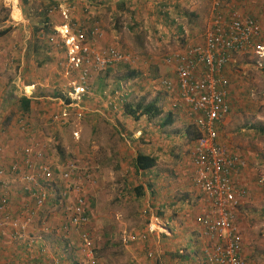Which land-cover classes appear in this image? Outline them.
I'll return each mask as SVG.
<instances>
[{
    "label": "crops",
    "instance_id": "obj_1",
    "mask_svg": "<svg viewBox=\"0 0 264 264\" xmlns=\"http://www.w3.org/2000/svg\"><path fill=\"white\" fill-rule=\"evenodd\" d=\"M8 2V19L0 23V29L10 27L0 35V161L7 168L6 173L0 175V181L4 183L0 182V192L8 196L6 213L22 219L24 209L31 207L35 210V201L30 197L28 187L46 185L40 177L34 178V182L26 179L28 175L35 177L41 176V173L39 161L31 159L32 165L23 163L24 149L33 141L42 144L46 161L51 159L50 147L55 145L54 155L57 158L54 157L56 163L51 167L58 174V165L82 156L73 151L67 152L70 146L76 149L81 145L79 132L73 128L70 118H74L77 126L83 128L86 123L85 120L80 121L82 117L96 112L95 115L102 119H94L90 127L94 134L92 158L96 160L93 168L97 185L93 186V195L97 197V205L109 204H105V196H101L108 187L104 175L115 171L128 175L133 184L124 185L121 192L132 191L129 198L141 200V205L137 201L132 204L130 224L131 219L142 216L147 221L146 226L153 231L145 239L140 233V241L133 237V233L139 232L126 228L120 234L110 233V238L102 232L109 241L107 244L103 241L101 245L97 242L95 246L90 227L93 228L98 220V213L88 206V224L78 227L69 224L60 198L64 183L57 177L54 185L47 183L45 200L21 240L12 237L13 227L9 220L4 219L0 209V264H55L56 261L58 264H89L79 247L82 243L81 232L87 233L93 241L98 256L93 259L95 264H209L206 250L211 241L196 220L208 210V206L201 190L192 182L193 130L189 126L190 112L175 93H167L155 83L157 77L153 70L159 64L161 71H169L171 74L168 75L174 76L173 69L164 61L165 57L188 44L202 41L212 17L211 0ZM221 2L227 14L234 9L243 13L242 10L252 4V14L258 11L259 16L264 6V0ZM51 6L54 10L50 9ZM59 7H70L68 19L62 16ZM13 9L19 17H13ZM68 21L83 30L89 44L95 47L112 45L120 50L141 49L142 57L148 64L147 70L131 69L130 72L116 74L110 68L93 74L90 82L93 93L84 94L78 99L73 93L70 79H64L58 70L59 62L64 57V47L48 41L52 31ZM262 39L264 42V35ZM142 76L145 78L140 85L138 78ZM122 87L125 90L116 101V111L112 112V107L106 104V97L101 100L105 93ZM96 89L101 93L94 91ZM139 94L143 96L144 104L156 103L160 109L157 116L140 115L135 120L124 112V104L132 103L134 96ZM21 97L29 99L27 111L21 107ZM231 110L232 115L236 114L234 106ZM62 112L68 113L66 122L54 120L52 115ZM166 118L168 121L163 124ZM24 123L29 125L25 130L21 127ZM65 125H69L67 129L63 128ZM46 129L51 132H45ZM220 137L219 141L224 144ZM183 141L189 145L180 146ZM138 153L153 157L154 165L145 170L136 169L133 162ZM240 155L245 158L247 166L240 170L234 181L245 187L248 194L237 210L234 224L241 235L242 256L246 264H263L264 253L259 247L255 245L249 251L247 246L251 240L258 239L260 222L264 224V181L260 183L264 180V173L258 171L260 167L257 164L261 159H257V154ZM167 176L175 177L178 184H167L165 179L170 181L172 178ZM137 187H141L138 189L141 196L137 193ZM71 199L69 194L65 201L70 203ZM122 217L115 216L116 221L112 223H120ZM105 222H108L106 218ZM150 250L153 251L151 255Z\"/></svg>",
    "mask_w": 264,
    "mask_h": 264
},
{
    "label": "built area",
    "instance_id": "obj_2",
    "mask_svg": "<svg viewBox=\"0 0 264 264\" xmlns=\"http://www.w3.org/2000/svg\"><path fill=\"white\" fill-rule=\"evenodd\" d=\"M211 3L212 17L203 33L202 41L188 44L182 50L167 54L164 61L172 66L174 76H162L157 82L165 92L175 93L177 99L183 102L190 112L189 126L193 130L192 182L201 190L208 206V210L196 219L211 241L206 250L207 262L246 264L242 256L241 235L234 222L237 210L248 191L235 182L234 177L247 166V162L239 153L219 141L218 128L229 116L232 108L228 99L230 84L226 68L237 53L253 51L260 60L263 58L264 47L256 43L261 34V27L256 18L235 9L230 10L228 14L225 13L221 0H211ZM60 11L62 16L68 19L69 8H61ZM48 40L53 45L64 47L65 56L59 63L60 71L65 78L70 79L73 93L78 99L89 91L93 73L104 71L119 63L131 65L135 62L130 53L112 45L101 47L90 45L85 32L70 22L56 29L48 36ZM121 94V89H117L106 96V104L112 107V112L116 111V100ZM67 115L66 112L54 113L52 117L63 123L66 122ZM21 127L25 130L29 125L24 123ZM24 155L23 163H31V159L39 161L38 169L41 173V176L35 177L28 175L26 179L34 182V178L40 177L46 185L47 183L54 185L59 177L64 183L60 198L64 203L68 223L75 227L88 224L90 217L86 185L96 180L93 168L73 160L64 163L57 174L52 169V164L44 161L46 154L34 144L24 149ZM6 171L7 168L0 161V175ZM46 185L39 188L31 186L33 189L28 187L30 197L35 201V210L31 207L24 209L22 219L13 218L6 213L8 196L0 192L1 214L5 220L10 221L14 239L21 240L27 228L36 219L37 209L46 197ZM69 194L73 199L67 203L65 199ZM143 229L141 237L145 239L153 229L150 226ZM80 237L82 243L79 247L90 259L89 264H95L92 258V240L85 232H81Z\"/></svg>",
    "mask_w": 264,
    "mask_h": 264
},
{
    "label": "rangeland",
    "instance_id": "obj_3",
    "mask_svg": "<svg viewBox=\"0 0 264 264\" xmlns=\"http://www.w3.org/2000/svg\"><path fill=\"white\" fill-rule=\"evenodd\" d=\"M8 1L9 0H0V23L8 19L9 12H10V4ZM40 2L41 0H39V3ZM251 6L252 4H250L248 7H246L242 11H244L243 14L253 16L259 22L260 27H261V34H260V37L257 39L256 43L264 47V42L262 39V35H264L263 34L264 33V6L259 16H257L258 11H254L256 15L252 14ZM106 8H107V5H106ZM14 9H13V15L16 16L14 13L15 12ZM40 19H42V17L39 18L38 20ZM34 25L35 24H33L32 26ZM122 51L130 53L135 59V62L131 65L119 63L114 68H112L111 72L116 73V74H120V73L122 74V73H127V72L132 71L131 69H137L138 71L147 70L146 67H148V64L146 62L145 57H142L143 52L141 51V49L125 50L122 48ZM152 65H150V67ZM58 67H59L58 70H59L60 76L64 78V76L62 75L60 71V64L58 65ZM155 67L157 69L154 68L153 73L154 75H156L157 79L162 76H167V77L173 76V75H168V74H171V72L169 71L167 73L164 72L163 70L161 71L159 64L155 65ZM169 67L173 69L172 66H169ZM226 74L228 76L229 84H230L229 92H228V99L231 103V107L233 108L234 106L236 108V114L232 115L230 113L229 116L224 121V123L219 126L218 131H219V135L221 136L220 138L222 142L224 143V145H226L229 149H231L232 151L236 153L240 152L242 154H247V153L257 154L258 155L257 159L258 160L261 159V161L257 164V166L260 167V170L258 171L260 173H264V54H263V58H261L260 60L256 57L253 51H247V52L235 54L232 60L230 61V64L226 68ZM144 78L145 76L138 78V81H139L138 83L140 85H141V82H143ZM155 83H157V85L159 86L157 80ZM124 90L125 88L122 87L121 92H123ZM94 91H98V90L96 89ZM98 92L101 93L100 91ZM112 92L113 90L105 94L110 95L112 94ZM140 92L141 91H139L138 93ZM105 97L106 96L104 95L101 101H103ZM141 97L143 96H141L140 94L135 95L134 100H131V102L133 104L138 103V102L142 103L143 100L141 99ZM116 101H118V99ZM144 103L145 102H143L142 104ZM95 114L93 112V113H90V115L86 114L84 117H82L80 121L83 122V120H85L84 122L86 123L85 124L86 126H84L83 128L80 127V125L77 126V123L74 121V118L72 117L70 118L71 124L74 126L73 128L76 129L75 131L79 132V136H80L79 142L81 145L77 147L78 149L77 148L72 149L73 147L68 145V147L69 146L70 147L67 152L71 153V151H73V153L81 154L82 156H80V158H78L76 161H78L79 164L87 165L89 167L93 166L94 161L96 162V160L92 158V149H93L92 146H93V138H94L93 135L94 134L92 133V127H90V125L94 119H98V121H100L99 118L102 119L101 117L96 116ZM68 126L69 125H65L63 126V128L67 129ZM45 132L50 133L51 130L46 129ZM116 138L118 140L117 134H116ZM118 142L122 145L120 141ZM33 144L36 148L42 151L44 150L41 147L42 144H37L35 141H33ZM181 145H184L185 147H187L189 144L188 143L186 144V142L183 141L182 144H180V146ZM191 149H192V144H191ZM50 151H51L50 155L53 158L50 156L51 159H47V161L53 164L54 163L53 159L55 157L54 152H56L55 145L50 147ZM65 156H68V155L65 154ZM62 160L63 158L60 161H58L56 165H58V163H60ZM63 165L64 164L58 165V166H60V169H62ZM171 177L172 176H167L166 178H171ZM104 178L106 180L108 187H106V190L102 193L101 196H105L104 198L105 204L107 202L109 203L108 205L104 206V204H102V206L98 207L97 197L93 195V186L95 187L97 185L96 182H92V183L90 182L88 185H86L87 191H88L87 193L88 200H89V204H88V200H87V204L89 205V208L91 211L94 209L96 210V213H98L97 214L98 220L96 219V223L93 225V228L92 226L90 227L92 235H94L93 238L95 239L94 241V243H96L95 246H97V242L100 245L103 241H105V243L108 242L109 240L106 238V236L110 238V233L111 235L112 233L120 234L122 233L121 232L122 230H125V228L128 230H134L135 233L139 232V234L133 233V237L137 239L140 238V233L141 231L144 230L143 228L146 227L147 221L144 220L142 216L141 217L136 216L134 219H131L132 223L130 224V215L133 214L131 212L133 202L137 201V204L141 205V200L139 199L131 200L129 197L132 191H123V193L121 192V189L124 185H131L133 184V181L129 180L128 175H121L117 171L104 175ZM263 181L264 180L260 181V183ZM165 182L167 184H170V183L178 184V182L175 181V177H172L170 181L165 179ZM119 202L121 203L120 207H119ZM139 212L140 210L138 211V214ZM117 215L118 216L123 215L122 217L123 219L120 223L116 222V224H113L112 222L116 221L114 217ZM104 218H106L108 222L104 223ZM261 223L262 222H260V225H261V228L259 231L260 236L258 237V239L251 240V242L247 246L249 251L251 250L252 247L257 245L259 249L264 253V224H261ZM102 232L103 233L105 232L106 236ZM113 238H114L113 242H115V236H113ZM180 243H182L181 240H180ZM149 252L153 253L152 250H150ZM93 255H95L94 252L92 253V256ZM96 257L97 256L95 255V258ZM119 258H122V257H119Z\"/></svg>",
    "mask_w": 264,
    "mask_h": 264
},
{
    "label": "trees",
    "instance_id": "obj_4",
    "mask_svg": "<svg viewBox=\"0 0 264 264\" xmlns=\"http://www.w3.org/2000/svg\"><path fill=\"white\" fill-rule=\"evenodd\" d=\"M9 28L10 27H6V28H3V29H0V35L5 34L9 30ZM68 100L69 99H67V101ZM20 103H21V107L23 108L24 111H27L29 109V99H27L25 97H21ZM124 112L126 114L131 115L136 120V119L139 118L140 115H147V116H150V117L151 116H157L160 113V109L158 107H156V103L154 101L149 102V103H147L145 105L142 104V103H137V104L126 103V104H124ZM167 121L168 120L166 118L164 120L163 124H166ZM133 163H134L136 169L145 170V169L151 168L154 165V159H153V157H151L149 155L138 153L136 155ZM140 188L141 187H137V190L140 189ZM137 193L139 194V196H141L140 190H138ZM93 249H92V251L96 255V251H95V249L94 250ZM95 255H93V259H96ZM88 260H90V259H88Z\"/></svg>",
    "mask_w": 264,
    "mask_h": 264
},
{
    "label": "clouds",
    "instance_id": "obj_5",
    "mask_svg": "<svg viewBox=\"0 0 264 264\" xmlns=\"http://www.w3.org/2000/svg\"><path fill=\"white\" fill-rule=\"evenodd\" d=\"M59 8H60V10H61L62 7H59ZM67 8H69V11H68V14H69V12H70V7H67ZM50 9H51V10H54L53 6H51ZM55 9H56V7H55ZM69 22H70L71 24H74V23H72L71 21H69ZM69 22H67V23H69ZM65 24H66V23H65ZM63 25H64V24H63ZM63 25H62V26H63ZM59 28H61V27L55 28V29L52 31V33H53L56 29H59ZM52 33H51V34H52ZM48 41H49V40H48ZM115 66H116V65H115ZM115 66H114V67H115ZM114 67H112V68H114ZM108 69H110V68H108ZM106 70H107V69H106ZM106 70H104V71H106ZM100 72H102V71H100ZM98 73H99V72H97V73H93V74H98ZM93 74H92V75H93ZM91 77H92V76H91ZM90 82H91V80H90ZM91 88H92V86H91V83H90V89H89V91L85 92L84 94H92L93 91H92ZM112 93H113V92H112ZM105 96H107V95H105ZM51 166H52V165H51ZM92 168H93V166H92ZM59 170H60V169H59ZM93 170H94V168H93ZM54 172L57 173L56 171H54ZM94 174H95V171H94ZM95 176H96V175H95ZM96 179H97V178H96ZM88 206H89V205H88ZM92 258H93V256H92Z\"/></svg>",
    "mask_w": 264,
    "mask_h": 264
},
{
    "label": "bare ground",
    "instance_id": "obj_6",
    "mask_svg": "<svg viewBox=\"0 0 264 264\" xmlns=\"http://www.w3.org/2000/svg\"><path fill=\"white\" fill-rule=\"evenodd\" d=\"M13 17H19V15H16V16L13 15Z\"/></svg>",
    "mask_w": 264,
    "mask_h": 264
}]
</instances>
